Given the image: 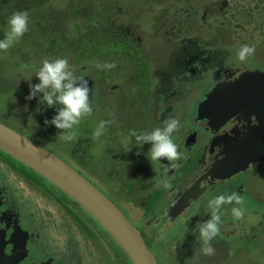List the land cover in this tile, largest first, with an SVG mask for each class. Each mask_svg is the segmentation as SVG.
Segmentation results:
<instances>
[{"label":"flooded vegetation","instance_id":"af4514ba","mask_svg":"<svg viewBox=\"0 0 264 264\" xmlns=\"http://www.w3.org/2000/svg\"><path fill=\"white\" fill-rule=\"evenodd\" d=\"M156 3H161V0H140V8L147 19L138 23L147 25L150 36L158 37L165 43L157 69L150 67V62L139 50L137 42H142L144 38L136 35L138 30L125 28V25L137 22L133 7L124 4L115 12L110 7H104V2H100L102 8H98L99 13L95 15V24L101 25L97 30L103 36L97 46L101 41L108 44L123 37L128 48L121 46L119 49L115 44L110 56L120 57L119 54L126 50H135L134 60L140 68H137L135 77L113 83L108 89L105 76L108 72L105 69H98L97 78H92L87 76V67L82 65L80 76L88 80L93 93L90 95L91 114H95L100 121H111L105 127L122 135L127 143L123 148L118 145L116 136L111 137L110 143L115 141V145L110 146V143L104 144L106 140L102 135L94 138L93 131L81 126L74 127L75 131L70 130L75 135L74 140H55L50 132L54 125L45 123L52 119L46 103L23 104L10 98L6 105H0V122L52 150L90 180L125 215L127 209L122 201L143 197L142 189L154 188L148 192L146 200L157 192L152 209L154 211L163 205V222L173 224L195 211L209 194L223 186L220 195L237 193L241 197L247 196L256 207L247 208L234 202L224 205H236L244 211V216L252 214L261 218L264 210L258 205L264 200V178L259 181V177H244L243 174L260 170L264 162L225 180L217 179L212 172L214 165L225 156L224 150L228 148L230 139L247 132L248 126L256 125V115L250 114L251 108L247 107L225 118L222 127L217 125L220 120L215 121L217 127L212 130L210 118L199 115V105L221 82L234 80L247 70L264 72V68H235L232 58L236 54L230 49L227 33L223 32L228 26H231L232 34L237 30L248 34L250 30L246 26L253 31L264 27V0H204L203 5L196 0L189 5H185L184 0H172L158 8L154 6ZM91 4L98 6L94 2ZM109 5L116 7V1ZM168 8H183L184 13ZM191 8H204L201 20L199 13L195 17V10ZM230 10L232 19L223 20L228 17L225 12ZM118 18H122V22ZM260 45L264 46V43ZM139 59L145 60V64L141 65ZM111 74L112 79L115 74ZM4 92L0 90V93ZM20 109H23V114ZM172 118L180 122V128L172 134V138L182 154L181 159L151 161L148 153L151 144L138 145L132 132L152 131L163 127L164 122ZM57 149L60 153L55 151ZM120 164L123 165L122 184L119 183ZM33 171L0 149V237L4 252L22 248L17 254L18 264H133L116 239L90 213ZM165 181L170 187L163 186ZM191 189L196 192V197L190 199L189 205L178 217L169 219L167 208ZM142 206H138L142 211L140 219H145L153 211L146 215L145 202ZM202 210L209 213L211 208L207 206ZM128 214L126 217L138 227L129 211ZM236 224L242 225L241 220ZM256 230L257 227L254 232ZM141 233L147 244L152 232L146 234L142 230ZM230 234L248 239L241 232ZM147 246L157 257L153 248ZM157 261L160 264L158 257Z\"/></svg>","mask_w":264,"mask_h":264},{"label":"rangeland","instance_id":"374dc122","mask_svg":"<svg viewBox=\"0 0 264 264\" xmlns=\"http://www.w3.org/2000/svg\"><path fill=\"white\" fill-rule=\"evenodd\" d=\"M69 0H52L45 4L44 7L37 10L39 13L40 11L43 13H47L49 11L54 10L55 12L58 10V8L65 7L68 4ZM113 0H78L75 1V5H79V8H82V6H88L91 5L92 8H102L100 2H104V7H110L111 11L118 12L119 7L123 6L124 4H129L131 7H133L135 12V18L137 19V22L131 25H125V28H130L131 31H133L135 28L138 30L136 35H141L144 39L140 43L137 42V45L139 46L140 52L144 55L146 60L150 62L151 68H154L153 70L157 69L156 66H160V57L161 53L164 52V46L165 43H162V41L157 38H152L150 36V31L148 29V26L145 24L138 23L140 21L146 20L147 17L144 15L140 8V0H115L116 1V7L110 6L109 4L112 3ZM172 0H161V3L154 4L155 7H159L160 5H167ZM192 0H184L185 5H189ZM195 1V0H194ZM199 5H203L204 0H196ZM87 2V3H86ZM91 2L96 3L98 6H94L91 4ZM83 3H86L83 4ZM162 9V8H160ZM171 11H176L178 13H184L183 8H168ZM204 8H191V10H195L193 14H195V17H197V14L199 13V18L201 16V13L203 12ZM85 12V9H83ZM83 11L84 17H79V21H82V24L85 22H90L89 16L85 14ZM211 11V10H209ZM225 14L228 17L223 18V20H230L232 19V10L225 12ZM35 16V15H34ZM34 16L29 18L28 21L29 24L32 26V28L29 27L28 24V31L23 35L25 37H21L19 40H17L12 47L9 49H16L20 47V50L22 52L28 53L26 55L20 56V52L17 51L16 55L15 52L6 53V51L0 50V90H4V93H0V105H6L7 100L12 98L14 100H19L23 104H30L32 103H46L41 102L40 97L42 96V93L37 94V96L31 100L26 99V97L29 95L30 88L29 84H37L39 83L38 77L35 75V73L38 71L39 67L42 64V61L44 59H54L57 57L64 58L66 57L69 60V64L71 68L74 71V74H82L81 68L82 65H85L87 69L85 70L87 76H91L92 78H97L96 76V64H105V63H115V67L111 69H105L106 72H108L105 76L106 82L109 83L107 86L108 89H110L111 85L113 83H119L123 80H128L130 77H135L136 73L138 71L137 68H140L137 63H135L134 57H136L135 50H131L130 54L123 55L122 57L117 56H110L111 53L107 52L104 55H99L94 59L91 60H84L77 63V59L74 57V54L72 53L75 50V37L77 38L76 31L71 29L67 33V36L65 35L63 38L59 39L56 44L59 46L58 49H52L47 50L46 52H43V49L39 50L38 46L42 43V45H46V41L42 35L38 34L35 30V22L33 21ZM131 16H134L131 14ZM264 16V13L262 14ZM261 18V16H258ZM67 20V19H66ZM122 18H118L119 22H122ZM201 20V18H200ZM214 26V25H213ZM212 26V27H213ZM2 27V28H1ZM0 27V40L4 39L6 34L10 31V26H1ZM71 28V27H70ZM248 30V34L246 32H240V30H237L236 33L232 34L231 32V26H228L223 29V32L227 33L232 46L233 52L236 54L232 58V61L235 63H232V65L235 68H264V46H261L260 44L264 43V35H260V32H264V27L257 28L256 31L252 30L250 26H246ZM30 29V30H29ZM152 32V31H151ZM86 37H89L93 42H99L102 40V33L99 30L95 31H88L85 33ZM134 36V34H133ZM135 37V36H134ZM161 39L162 36H160ZM245 40V41H244ZM34 41H38L36 44ZM243 45H250L255 47V52L252 55H249L246 60L241 61L239 59V51ZM47 48V47H46ZM107 51V50H106ZM31 53V54H30ZM33 56V57H32ZM139 58H142V56H139ZM2 59L4 61H2ZM140 60V64L144 65V61L142 59ZM27 63V64H26ZM127 69V70H126ZM80 70V72H78ZM116 71L118 75L116 74ZM132 71V72H131ZM78 72V73H76ZM111 72L115 74V77L111 79ZM130 74L128 78L126 76ZM113 76V75H112ZM12 88H16L15 91ZM37 105V104H36ZM35 105V106H36ZM34 106V107H35ZM20 113L23 114V109H20ZM29 117V115H28ZM201 118H206L201 115ZM93 130H95V127H93ZM115 130V129H114ZM51 135L54 136L55 140H62L61 138V132L62 130L57 129L54 126V129L51 131ZM93 131L92 133H94ZM117 133V132H116ZM114 131H111L110 137H117L119 141L121 140V143L125 146L126 140H123L122 135L116 134ZM107 134V127H105L102 131V137H105ZM110 141L106 139L104 141V144H109ZM110 146L115 145L114 143H110ZM123 148V147H121ZM58 150V149H57ZM60 151V150H58ZM123 152V151H122ZM123 171V165L120 164L119 168V183L123 181V178L121 176V172ZM251 175H254L256 177H259V181L261 180V177L264 178V166L257 171V169L248 171L243 174L244 177H250ZM122 184V183H121ZM136 187V186H135ZM264 190V184L262 186ZM139 187H137V190L139 191ZM154 188L151 190H148L145 188L142 189L140 192H143V197H139L133 201H122V205L124 206L126 215L129 216V213L133 217V220L135 224L138 225V227L146 234H149V232L154 233L155 238L154 241L158 242L157 244L154 243L155 249L157 251V257L159 259L160 264H264V216L256 217L252 214H249L251 216H244L241 220V224H236L238 219L233 217L232 209L237 208L236 205H223L219 209V214L221 216V224H220V232L219 234L210 242L211 246L215 249L214 254L212 255H205L201 249L203 246L201 237L198 232L201 224L210 218V214L212 209L209 211V213L204 212L202 208L209 206V202L213 200L214 198L220 196L223 186L220 187L216 192L209 194L203 201L200 203V205L195 209V211L191 212L190 214H187L185 216H182L177 220L176 223H168L163 222V209L164 206L161 205L158 209H155L148 217H145V219H140V215L142 214L141 208L143 207V203L146 200V197L148 195L149 191H153ZM264 196V191H263ZM245 203L242 206H246L247 208H254L256 207V204L252 202L247 196H242ZM143 200V201H142ZM119 204H121V200L117 201ZM138 203V204H137ZM140 206H136V205ZM258 207H261L264 210V200L262 201L261 205H258ZM264 212V211H263ZM144 216V214H143ZM259 218L261 220H259ZM139 219V220H137ZM157 219H160V221H156ZM135 226V225H134ZM257 230L254 232V230ZM231 233L235 232H241L244 236H247L248 239L255 241V243H252L250 247H246L244 249H238L236 244L234 247L237 250L228 249L225 247L224 244H222L218 239H222V235L225 236L230 235ZM254 232V233H253ZM198 237V238H197ZM198 245V246H197ZM192 246V247H191ZM197 246V247H196ZM191 247V248H190ZM195 247V248H194ZM190 248V256L186 252ZM199 249V252L195 254V250ZM119 256L121 254L119 253Z\"/></svg>","mask_w":264,"mask_h":264},{"label":"water","instance_id":"95a60500","mask_svg":"<svg viewBox=\"0 0 264 264\" xmlns=\"http://www.w3.org/2000/svg\"><path fill=\"white\" fill-rule=\"evenodd\" d=\"M251 108L257 117L256 125L230 139L212 172L217 179L225 180L234 174L264 162V72L247 70L234 80L221 82L199 105V115L210 118V127L223 126L225 118ZM0 149L47 179L91 214L119 243L133 264H159L147 246L138 227L122 210L90 180L56 153L33 139L0 122ZM193 189L186 191L167 208V217L174 220L195 198ZM17 247L4 252L0 237V264H18Z\"/></svg>","mask_w":264,"mask_h":264},{"label":"clouds","instance_id":"9594fccd","mask_svg":"<svg viewBox=\"0 0 264 264\" xmlns=\"http://www.w3.org/2000/svg\"><path fill=\"white\" fill-rule=\"evenodd\" d=\"M29 14L27 11H16L8 20L10 31L5 38L0 40V50L7 51L13 44L19 40L28 31ZM255 52V47L243 45L238 53L239 59L244 61L249 55ZM115 63H97L98 69L114 68ZM35 75L39 79L37 84H29L30 92L26 99L31 100L42 93L41 102H46L47 106L52 107L59 105L57 114L51 121L46 120V124H52L57 129L63 130L61 138L64 141L75 139V135L70 132L74 126L78 125L81 119L91 115L93 108L90 103V92L92 89L89 82L83 75L76 76L69 64V60L64 57L54 59H44ZM107 123L111 121H100L99 127L94 132V138H99ZM180 128L179 120L172 118L164 122L163 127H157L149 132L137 133L133 130L132 135L135 136L138 145L150 143L149 149L150 160L157 161L161 158H167L168 161H178L181 159V152L178 145L174 143L172 134ZM174 167L176 165H173ZM165 188L170 187L168 182H164ZM236 203L243 205L245 201L237 194L220 195L209 202L212 209L210 218L205 220L200 228L199 234L203 243L201 251L205 255H212L215 249L211 246V241L219 234L221 216L219 209L226 203ZM233 217L240 220L244 217V211L241 208L232 209Z\"/></svg>","mask_w":264,"mask_h":264},{"label":"trees","instance_id":"16d2710c","mask_svg":"<svg viewBox=\"0 0 264 264\" xmlns=\"http://www.w3.org/2000/svg\"><path fill=\"white\" fill-rule=\"evenodd\" d=\"M49 1L52 0H0V27L1 26H7L9 17L16 11H27L29 14V18L32 19L34 16L33 21L35 22V30L38 34L42 35V38L45 39L46 45H42L40 41L38 42L40 46H38V49L41 50L43 49V52H46L47 50H52V49H58L59 46L56 44V42L63 38L65 35L67 36V33L69 30H75L77 38L75 37V50L72 52L74 54V57L77 59V63L80 61L84 60H91L96 58L99 55H104L105 53L109 52L112 53L111 51L114 50L115 44H117L118 48L120 49L121 46H123L125 49L128 48L127 45V40L123 39V37H118L115 42H109L108 44H104L103 41H101L100 45L97 46L96 42H93L89 37H86L85 33L88 31L92 30L95 31L97 30L101 25L100 24H95L96 16L99 11L98 8H92L91 5L82 6V8H79V5H75V1L78 0H69L68 4L65 7L58 8V10L55 12L54 10L49 11L47 13L43 12H37L38 9L42 8L45 6V4ZM86 5V3H83ZM83 9H85L88 12H85ZM39 11V10H38ZM83 11L87 16H89L90 22H85L82 24V21H79V17H84L83 16ZM67 19V20H66ZM30 20V19H29ZM29 24V22H28ZM29 27L32 28V26L29 24ZM71 27V28H70ZM2 28V27H1ZM30 30V29H29ZM27 38L26 36H22ZM35 44L37 43L34 41ZM114 43V45H113ZM231 43V41H230ZM113 46V49L111 47ZM47 47V48H46ZM232 46L230 45V49ZM55 49V50H56ZM118 49V50H119ZM107 50V51H106ZM20 52V56H23L28 54L25 52H22L20 50V47L16 49H8L6 53L10 52H15L14 55L17 56L16 52ZM131 52V49L126 50L122 53H118L119 56H125V54H129ZM114 53V52H113ZM31 54V53H30ZM33 57V56H32ZM144 59V58H143ZM2 61H4L2 59ZM27 64V63H26ZM145 64V60H144ZM82 69V68H81ZM87 69V68H86ZM98 71V68L96 69V72ZM80 72V70H78ZM76 72V73H78ZM79 74H76L78 76ZM14 91L16 88H12ZM16 92V91H15ZM93 97V96H92ZM49 115L52 118L54 115L57 114V108L59 105H54L52 107H49ZM100 120L95 114H91L89 116H85L81 119L80 123L74 127L78 128L81 126V128H85L87 130L91 131H96V129L99 127ZM72 130H77L74 128ZM93 127H95V130H93ZM111 134H110V128H107V134L105 135L104 140H109L112 142L111 139ZM116 140V139H115ZM115 142V141H114ZM113 142V143H114ZM56 145V144H55ZM120 147H123L124 145L119 141L118 144ZM53 147V146H51ZM59 148V147H57ZM125 153L127 152V148L125 147ZM123 149V150H124ZM57 153H60L59 151L55 150ZM122 160V159H120ZM34 172V171H33ZM37 176L42 177L38 173L35 172ZM58 188V187H57ZM157 192L154 194H151L149 199L145 201V213L146 215H149L151 211H153L152 207L157 199ZM199 232H198V237H199ZM197 237V238H198ZM154 234L152 233V236H150L147 239V244L153 248L154 252L157 254V251L155 249L154 243ZM222 244L225 245L226 248L229 250H237L235 249L234 245L238 246V249H244L246 247H250L252 243H255V241H250L252 239H247L246 237L242 236H237L235 235H227L225 236L224 234L222 235V239H218ZM237 240H241V242H237ZM157 244V243H156ZM198 246V245H197ZM196 246V247H197ZM192 247V246H191ZM190 247V248H191ZM190 248L186 251L189 256H190ZM195 248V247H194ZM199 252V249L195 250V254Z\"/></svg>","mask_w":264,"mask_h":264},{"label":"bare ground","instance_id":"6f19581e","mask_svg":"<svg viewBox=\"0 0 264 264\" xmlns=\"http://www.w3.org/2000/svg\"><path fill=\"white\" fill-rule=\"evenodd\" d=\"M93 94L92 92L90 93V95ZM168 162V161H167ZM169 163V162H168Z\"/></svg>","mask_w":264,"mask_h":264}]
</instances>
